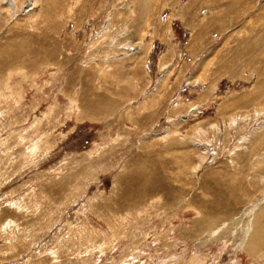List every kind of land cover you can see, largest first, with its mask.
Masks as SVG:
<instances>
[{
	"label": "rangeland",
	"instance_id": "rangeland-1",
	"mask_svg": "<svg viewBox=\"0 0 264 264\" xmlns=\"http://www.w3.org/2000/svg\"><path fill=\"white\" fill-rule=\"evenodd\" d=\"M263 243L264 0H0V264Z\"/></svg>",
	"mask_w": 264,
	"mask_h": 264
},
{
	"label": "bare ground",
	"instance_id": "bare-ground-1",
	"mask_svg": "<svg viewBox=\"0 0 264 264\" xmlns=\"http://www.w3.org/2000/svg\"><path fill=\"white\" fill-rule=\"evenodd\" d=\"M252 228L253 227H251V229H248V231H247V233L246 234H248V236H250L251 234H252ZM251 233V234H250ZM248 236H247V239H248ZM247 243V242H246ZM262 245H264V243L262 244Z\"/></svg>",
	"mask_w": 264,
	"mask_h": 264
}]
</instances>
